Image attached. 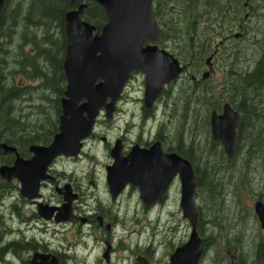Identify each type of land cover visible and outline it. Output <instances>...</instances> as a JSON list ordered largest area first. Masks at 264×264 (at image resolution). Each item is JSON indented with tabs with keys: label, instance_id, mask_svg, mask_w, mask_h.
I'll return each instance as SVG.
<instances>
[{
	"label": "flooded vegetation",
	"instance_id": "obj_1",
	"mask_svg": "<svg viewBox=\"0 0 264 264\" xmlns=\"http://www.w3.org/2000/svg\"><path fill=\"white\" fill-rule=\"evenodd\" d=\"M81 3L85 1L71 2L73 7L66 9L63 15ZM156 3L157 0L152 1V10ZM158 6L159 13L164 12L167 1L159 0ZM56 25L57 22H54L53 26ZM34 30L31 37L43 40L41 30ZM142 43L145 45L152 42ZM48 51L54 56L42 59L52 62L56 70L46 69L43 73V76L49 77L48 87L44 86L49 102L38 99L37 92L45 81L38 77L25 81L20 71L14 79L17 92H21L20 97H14L18 98L14 107L20 111L15 116V110L10 107L9 117L13 118L11 121L5 118L7 121L0 129L1 138L9 140L6 143L0 139V142L13 148L0 154V264H33L32 260L38 254L48 255V259L56 260V264H170V255L188 240L191 232V225L180 209V174L172 173L175 170L172 169L168 177L160 175L164 183L158 192L152 184L145 183L150 193H147V199L144 200L139 186L143 179L140 174L130 173L127 176L122 174L123 169L111 166L117 160L125 162L134 152L138 155L151 148L159 156L176 154L183 157L178 152L181 125L178 123L175 126L173 123L177 100L166 98L165 92L176 90L186 81H191L196 88L197 84L201 85V80H208L214 75L216 69H219L218 64L221 70L222 64L212 56V73L202 79V74L207 70L205 58L199 79L196 62L189 60L183 63L178 59L183 67L182 72L176 80L163 85L150 106H146L143 99L145 76L141 71H132L115 99L110 114L105 113L104 108L97 113L89 133L81 138L76 153L56 155L46 164L38 191H34L35 179L30 181L25 178L26 174L21 175L19 168L15 174H11L7 168L15 163L18 165L19 162L30 161L35 155L33 147L48 145L58 132L60 102L65 97L66 86L61 66L65 51L60 44H51ZM134 74L142 75V86L137 88L136 93L130 92L129 88L136 78ZM7 83L5 87L10 86ZM84 100L82 98L79 102ZM109 100L107 98L105 101ZM38 103L50 104L53 112L47 114L52 118L54 107L59 103L56 126H48L40 121L43 114L36 119L32 105ZM166 110L170 111L168 118ZM188 161L194 176V202L198 174L194 169L195 164ZM25 173H34L33 168H27ZM115 178L121 182L117 193L111 191L108 183V179ZM230 192L229 189L227 193ZM236 197L233 194V200ZM40 212L44 214L40 215ZM198 235L201 238L200 233ZM205 243L202 244L204 251L198 264H211L214 247L209 246L207 252ZM219 249L220 253H224V249ZM229 256V252H226L222 264H229Z\"/></svg>",
	"mask_w": 264,
	"mask_h": 264
},
{
	"label": "trees",
	"instance_id": "obj_2",
	"mask_svg": "<svg viewBox=\"0 0 264 264\" xmlns=\"http://www.w3.org/2000/svg\"><path fill=\"white\" fill-rule=\"evenodd\" d=\"M3 1L0 9V129L5 121L13 118L9 117L10 107L15 110V116L20 111L14 107L18 99L14 97L21 95L14 80L20 71L25 81L33 77L45 81L37 92L38 99L49 102L44 91V86L48 87L49 77L43 76V73L46 69L56 70L52 62H45L42 58L54 56L48 51L51 44H60L65 51L62 15L66 9L73 7L70 0ZM79 1L87 3L83 18L99 29L106 20L101 5L95 0ZM166 1L164 12L159 13V0L152 12L164 33L160 47L166 48L183 63L189 60L196 62L199 79L200 71L205 66L204 59L209 55L213 54V58L222 64L216 86L210 79L201 80V85L197 84L196 88L191 81H186L176 90L165 92L166 98L177 100L173 116L176 119L180 116L181 123L178 152L195 164L194 169L198 174L196 193L205 191L206 199L212 203L206 218L200 206L196 207L198 233L206 242L207 252L209 246L214 247L215 258L217 261L222 259L221 264L226 252L233 254L239 264H264V237L258 235L256 238L247 233L250 230L249 219L257 226V234L263 231L255 214L252 212L251 215L249 210L239 218L236 212L232 218L236 222L231 226L230 222L225 224L217 214L229 189L238 196L239 190L246 187L250 190L249 185L256 184L258 199L264 202V0ZM21 5L27 9L23 19L20 18ZM33 19L42 32L43 40L31 37V32L35 30L27 28V24H32ZM54 22L58 24L56 27L53 26ZM8 31L11 34L18 32L19 36L15 47L6 49L10 39ZM235 33L240 35L235 37ZM20 58L22 60L18 62ZM6 83L10 86L5 87ZM226 102L240 115L235 132V150L230 158H227L220 142L212 139L209 123L213 109L220 111ZM56 105L52 118L44 104H33L36 119L43 114L40 121L48 126H56L59 103ZM0 139H3L1 130ZM206 227L211 229L207 235L203 232ZM219 248L224 249V253H220Z\"/></svg>",
	"mask_w": 264,
	"mask_h": 264
},
{
	"label": "water",
	"instance_id": "obj_3",
	"mask_svg": "<svg viewBox=\"0 0 264 264\" xmlns=\"http://www.w3.org/2000/svg\"><path fill=\"white\" fill-rule=\"evenodd\" d=\"M70 1L73 3L76 0ZM96 1L102 6L106 16L105 23L99 29L83 18L85 3L79 4L76 9L66 11L63 15L66 46L61 66L66 86L65 97L60 102L58 132L48 145L33 147L35 155L30 161L19 162L18 165L15 163L11 168H7L11 174H15L19 168L21 175L26 174L25 178L30 181L32 178L35 179L34 191L38 189L39 182L45 175L46 164L56 155L76 153L81 138L89 133L97 113L104 108L105 113L110 114L115 99L126 85L132 71H141L145 76L143 99L145 105L150 106L153 98L163 89V85L176 80L183 70L178 58L157 44L162 41L164 33L152 13L153 0ZM3 3L4 1L0 0V9ZM239 35L235 33V37ZM142 41L152 43L144 45ZM211 58L212 55H209L205 59L207 70L202 74V79L212 73ZM82 98L85 100L80 103ZM107 98H110L109 102L105 101ZM239 119L238 111L228 102L223 103L220 113L213 109L209 117L211 137L220 142L227 158L234 154L235 132L239 126ZM10 149L13 148L0 142V154ZM31 167L34 173L27 175L28 172H25ZM111 168L123 169L122 174L127 176L130 173L140 174L143 179L139 186L144 200L147 199L146 195L150 191L146 184H152L158 192L161 187L163 188L161 184L164 183L160 175L168 177L171 172L180 174L182 178L180 209L191 225V232L188 240L170 255L169 262L198 264L204 247L202 239L196 233L198 210L193 202L195 184H193L194 176L190 162L176 154L159 156V153L151 148L138 155L132 153L125 162L117 160ZM172 169L175 170L171 171ZM108 183L113 193H117L121 188L118 186L121 183L118 178L108 179ZM253 211L264 231V202L256 200ZM43 214L40 212V215ZM229 259V264H239L233 254ZM32 263L56 264L57 262L48 259V255L38 254L35 255Z\"/></svg>",
	"mask_w": 264,
	"mask_h": 264
},
{
	"label": "rangeland",
	"instance_id": "obj_4",
	"mask_svg": "<svg viewBox=\"0 0 264 264\" xmlns=\"http://www.w3.org/2000/svg\"><path fill=\"white\" fill-rule=\"evenodd\" d=\"M27 12V9L25 6L21 5L20 7V18L23 19V17L25 16ZM45 21V20H44ZM32 28L33 30L36 29L38 27L37 23H36V20L33 19L32 21V24H27V28ZM16 28V27H15ZM23 29V28H22ZM16 31H19L18 28L15 29ZM31 32V31H30ZM236 32H239V31H236ZM8 33L10 34V39H8V42H7V47L6 49H9V48H13L15 47L17 40H18V32H14L13 34L10 33V31H8ZM32 34V32H31ZM166 49V48H165ZM217 62V60H216ZM218 62L220 63V61L218 60ZM218 67L219 69L217 68L214 75L210 78V81L212 82V84H214L215 86L217 85L218 81H219V77L218 75L220 74L221 70H220V64H218ZM136 75L135 77V80H133V84H131V86H129V88H131V91L132 93H136L135 91H137V88L140 86H142V75L141 74H134ZM46 107V112H48L49 114H52L53 112V109L52 107L50 106V104L48 103H43ZM167 111V116H169L170 114V111L166 110ZM41 118V116H40ZM180 121V116L177 117H173V123L174 125L176 126L178 123L181 125V123L179 122ZM258 174L257 172H253V174ZM259 175V174H258ZM255 179H258V176H255ZM252 189L249 190V188H242L241 190H239V194L238 196L236 197V200H233V194H231L232 192H230L229 194L226 192V199L225 197L223 196V199L222 201L223 204L220 206V209L218 210V215H220L222 217L221 220H223V222L226 224H228L230 222V226L231 224H235V219H232L234 218L233 215L234 213L237 212V216L240 218L241 214H246L249 210H251V215H252V212L254 213L253 211V204L255 203L256 200H259L258 199V186L256 184H253V185H249ZM254 193V194H252ZM264 193V192H263ZM206 192L205 191H202V192H198L197 195H195V198H194V202H195V205L198 207L200 206V208L202 209V212H204V217L206 218L208 216V211L210 209V207H212V203H210V200H207L206 199V196H205ZM255 214V213H254ZM256 216V215H255ZM253 218V217H252ZM256 218V217H255ZM228 220V221H227ZM258 220V219H257ZM259 223V222H258ZM249 224H250V230H248V234L249 235H254L253 237H256L258 235H262V236H259V237H264V232L262 230H260L259 234H257V226L249 219ZM209 227H210V224H209ZM206 227V229H203V232L205 233V235L211 233V229L212 231H214V227ZM254 254V253H252ZM230 255V253H229ZM215 256H217L215 254V252L213 251L212 253V256H211V260H210V263L211 264H215L216 262L220 263L221 264V257L220 259L221 260H216L217 257L215 258ZM219 257V256H218ZM230 257V256H229ZM215 258V259H214ZM214 260H216V262H214ZM228 261V259H227Z\"/></svg>",
	"mask_w": 264,
	"mask_h": 264
},
{
	"label": "bare ground",
	"instance_id": "obj_5",
	"mask_svg": "<svg viewBox=\"0 0 264 264\" xmlns=\"http://www.w3.org/2000/svg\"><path fill=\"white\" fill-rule=\"evenodd\" d=\"M6 131V130H5ZM7 143V142H6Z\"/></svg>",
	"mask_w": 264,
	"mask_h": 264
}]
</instances>
